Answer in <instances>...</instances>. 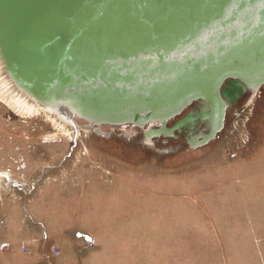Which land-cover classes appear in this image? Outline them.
<instances>
[{
    "label": "rangeland",
    "instance_id": "1",
    "mask_svg": "<svg viewBox=\"0 0 264 264\" xmlns=\"http://www.w3.org/2000/svg\"><path fill=\"white\" fill-rule=\"evenodd\" d=\"M1 61L0 264H264V86L190 148L186 131L19 114Z\"/></svg>",
    "mask_w": 264,
    "mask_h": 264
},
{
    "label": "water",
    "instance_id": "2",
    "mask_svg": "<svg viewBox=\"0 0 264 264\" xmlns=\"http://www.w3.org/2000/svg\"><path fill=\"white\" fill-rule=\"evenodd\" d=\"M0 57L57 113L150 124L152 139L200 120L202 146L231 103L264 86V0H0ZM197 101L203 110L167 127Z\"/></svg>",
    "mask_w": 264,
    "mask_h": 264
},
{
    "label": "bare ground",
    "instance_id": "3",
    "mask_svg": "<svg viewBox=\"0 0 264 264\" xmlns=\"http://www.w3.org/2000/svg\"><path fill=\"white\" fill-rule=\"evenodd\" d=\"M1 65L3 66V63H1ZM3 83L6 86L5 87L6 93L4 95L5 98H3L2 101H5V103L11 109L15 110L17 113H19V114L23 113L26 115H31L33 113V111L36 112V110H37L38 112L43 111V112H46L48 114L54 113V114H56V116L59 117L60 120H64V121L67 120V118L65 117V114L57 113L54 110H52L51 108L41 105L40 103H38V101H36L34 98L31 97V94L24 91L23 89H20L15 85H14L15 87H10L9 81H7V79L4 78ZM31 100H33L35 103L34 104L31 103ZM67 117L70 118V116H67ZM145 136H146V141L148 143L153 142L152 135L150 133L145 134Z\"/></svg>",
    "mask_w": 264,
    "mask_h": 264
},
{
    "label": "flooded vegetation",
    "instance_id": "4",
    "mask_svg": "<svg viewBox=\"0 0 264 264\" xmlns=\"http://www.w3.org/2000/svg\"><path fill=\"white\" fill-rule=\"evenodd\" d=\"M225 87L227 89H229V90L233 89V86L230 83H226ZM244 96L245 95H243L240 99H238L235 104H232L231 103L230 106H229V108L227 109V112H228V110H232L237 105H239V103L241 102V100L243 99ZM203 107H204V105L200 101H197V103L196 102L193 103L189 107V111L188 112L185 113V111H186L185 110L180 116H178L177 118L173 119V121H170V123L171 122H174L173 125H172V127L176 123H178L180 120H182L183 118L187 117L189 114H192V113H195V112H200L201 110H203ZM187 110H188V108H187ZM184 131H186L185 138H184L186 144L190 148H198V147H201V146H198L196 144V142H195L196 139H198V141H201L202 138L200 137V135L201 134H206V135L209 134L210 133V128H208V126H207V124L205 122H202V121L199 120V123L196 126L190 124V125L186 126V128L183 129L182 132H184ZM206 144H208V143H206Z\"/></svg>",
    "mask_w": 264,
    "mask_h": 264
},
{
    "label": "built area",
    "instance_id": "5",
    "mask_svg": "<svg viewBox=\"0 0 264 264\" xmlns=\"http://www.w3.org/2000/svg\"><path fill=\"white\" fill-rule=\"evenodd\" d=\"M44 144H59L63 142L62 137L60 136H54V135H47L43 138Z\"/></svg>",
    "mask_w": 264,
    "mask_h": 264
}]
</instances>
